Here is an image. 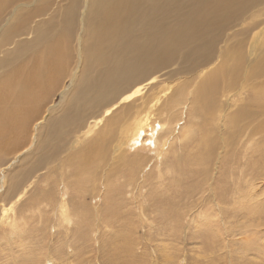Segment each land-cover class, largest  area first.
Returning a JSON list of instances; mask_svg holds the SVG:
<instances>
[{"label":"rangeland","instance_id":"1","mask_svg":"<svg viewBox=\"0 0 264 264\" xmlns=\"http://www.w3.org/2000/svg\"><path fill=\"white\" fill-rule=\"evenodd\" d=\"M8 1L13 2V7L24 2L5 0ZM59 1L55 5L38 1L41 4L37 9L40 15L34 14L32 18L31 14L30 20L25 24L19 22L25 28L24 35H15L12 43H9V39L0 43V55L3 54L0 56V83H12L18 76L20 81H25L20 79V75L27 68L31 69L36 65V69H33L38 70L41 67L35 56L37 52L42 56L43 51H48L40 46L45 47L49 37L55 34V29L51 27L52 20L65 15L62 5L67 0H63L65 3L61 1L62 7L59 6ZM252 2L258 6L259 13L262 12L264 0H251ZM43 3L51 4L53 8H46ZM241 7L244 12L245 8ZM262 17L259 19H264ZM244 20L245 23L235 25L233 31L229 29L225 38L223 17L218 30L214 27L213 17L212 24L205 29L210 30L208 36H205L203 30L195 33L191 39H184L177 49L178 57L169 67L155 73L163 74L154 82L155 87L134 97L138 98L135 104L142 109L152 105L150 111L153 121L140 129L137 135H133V138L136 136L133 140L128 137L132 135L133 122L138 120L130 115H123L121 119H124L111 129L112 134L105 131L101 135L99 147L93 153L76 154L77 147L87 145L91 139L81 141V145L74 148L72 137L68 141L69 145L66 143L59 149L60 137H48L45 128L47 121L43 119V113L45 115L48 111L34 117L28 115L30 107L42 110L40 105L46 104L51 108L49 115L62 114L60 109L66 107L73 97L70 89L73 85L77 88L78 83L81 84L80 81L85 79L80 70H74L75 76V72H68L57 79L42 75L37 78V82H31L32 86L40 82L36 84L39 85L36 91H42L47 97L38 106L32 103L26 106L29 109L27 113L25 105L15 99L16 95L10 90L12 95L8 92L7 83L3 84L0 92L5 90L11 101H18L20 104L12 102L13 116L8 115L3 119L4 122L9 118L11 122L18 123H14L13 128L10 126L6 129L7 133L14 130L9 134L15 135L8 138L2 132L4 137L1 135L0 138L10 139L4 142L8 145H12L17 135L18 138L23 135L21 138L25 139L19 138L18 147L14 146L16 150H11L13 155L11 151L3 149L6 145L0 140V153L3 151L4 154L0 155V264H264V93L254 95L251 91L254 86L264 84V74L246 81L243 73L234 88L225 91L221 88L225 92V97L222 98L224 108L219 111L218 105L216 117L211 115L210 118L212 132L209 138L216 140V148L212 155L203 151L205 159L201 161H198L199 155L201 156L200 149L198 150L201 136L198 125L204 123V116L198 112L196 115L191 113L190 90L184 100L177 99L179 93L172 95L177 85L185 80L184 75L176 70L190 65L184 60V51H196L194 54H197L202 51L206 41L214 46L215 43H220L218 52L223 54L235 47V41L245 38V35L234 33V30H241L249 21L246 17ZM78 25L79 19L75 21V26ZM256 30L247 37V45L244 46L247 65L254 59V55L250 53V40ZM44 32L48 38L42 40ZM213 36L214 41H211ZM23 39L30 41L26 43L28 48L25 44L22 51L17 44ZM207 49L211 50L209 47ZM214 50L216 52V47ZM5 54L9 61L15 59L12 61L14 64L8 61ZM200 56L205 57V54ZM178 58L184 64H177ZM24 60H30L27 62L30 67ZM69 64L70 60H67V65ZM41 71H44L43 68ZM171 73L174 74L173 77L170 76ZM56 80L58 86L53 87ZM134 80H129L127 84H132ZM164 86L170 89L161 91L160 88ZM46 89H51L53 94L46 93ZM1 93L0 101L3 98ZM120 95L118 98L123 96ZM171 98L173 100H169ZM147 99L152 103H145ZM259 99L262 108L259 106ZM124 103L119 104L114 113H124L127 107ZM239 107L245 109L246 121L242 122V127L237 125L239 131L235 132L227 124V119ZM89 110L92 109L85 112ZM170 113L175 115L174 119L172 116V121ZM145 114L146 112L141 113L139 117L142 118ZM111 115L112 113L109 116ZM162 122V129L154 134L150 133L152 126ZM157 133L162 136L163 140L160 139V142L156 139ZM230 135L232 139L228 143ZM167 139L168 143L163 144ZM194 154L198 157L195 158ZM85 158L89 163H85ZM36 165H39L38 170L35 169ZM21 176L26 180L22 184V187L25 185L24 193L18 205L13 207L11 204L18 195L16 193V197L12 192L20 183ZM64 183L67 189L64 188ZM47 189L50 190L49 193ZM251 192L254 198L246 200L244 197ZM61 200L67 203V218L62 215L65 207L61 206ZM4 202L8 203L6 208H10L6 215H3L2 210Z\"/></svg>","mask_w":264,"mask_h":264},{"label":"bare ground","instance_id":"2","mask_svg":"<svg viewBox=\"0 0 264 264\" xmlns=\"http://www.w3.org/2000/svg\"><path fill=\"white\" fill-rule=\"evenodd\" d=\"M38 1L40 0H24V2H22L19 6L13 7V2H5V0H0V5L4 6L0 7V43L2 41L6 42L8 39L10 40L9 43H12L15 35H24L25 28L22 27V23L25 24V22L29 21L31 14H33L32 18L34 14L40 15L37 12V9L39 10V7H41V4L39 5ZM43 1H46L47 3L51 2L54 5L57 3V0ZM61 1L63 0L59 1V6H63L65 15H63V17L60 15L61 17L59 19L52 20L53 22L51 23V27L53 26L55 29V34L53 37H49L47 44L45 43V47L40 46L47 49L48 51H43L42 56L37 52V55L35 56L37 57V61L41 67L38 70H34L33 68L36 69V63L33 64L35 66L32 68L29 66L30 63H27L30 60L27 62L24 60V63L26 62L31 68H27V70H25L26 68H23L25 73L20 75V79L25 81H20L19 76L15 73V75L18 76V79L14 80L12 83H10V81H8L9 83L6 81L0 83V89L3 84L7 83L6 85L8 86V92L12 91V93L16 95L15 99L20 100V103H23L22 105H25L24 107L26 108V106H28L30 103L37 105L47 97L46 94L41 93L43 87L40 90L41 92L36 91V89L39 88V85L36 84H39L40 82L36 83L35 86H32L33 82L35 83L38 81V77L47 75V77L49 76L51 78L52 76V78L57 79L62 78L68 72H75L73 74V76H75L77 70H80L79 72L83 73V77L85 75V79L80 81L81 84L78 83L79 86L77 88H75L72 84L73 86L70 91L72 92L73 97L67 102L66 107L60 109L62 114H56L58 116L49 115V113H51V108L48 106L49 104L44 106L40 105L42 110L39 107H30V110L27 108L25 109L26 113L29 110L28 115L30 117H34L40 115L41 112L48 111V114L46 113L44 115L43 113V119L47 121L45 128L47 130L48 137L52 135L60 137L61 146L59 149L64 144H68V141L72 137V147L74 148H76L75 146H78L81 141L91 139L90 142L88 141L89 143L87 145L77 147V151L79 153L76 151V154H80L81 152L93 153L99 147L98 141L100 140L101 135L105 133V131H107L109 134H112L113 130L111 129L116 123H119L122 119H124L126 115H130V117H134L138 120V122H133L135 123L133 124L134 129L132 127V135L128 137V139L132 138L134 140L136 136L133 138V135H137L138 131L145 126H148L152 120V112L150 111L152 105L148 106L146 109H142L137 104H135L136 99L138 98L134 97L141 95L146 90H150V88L155 87L154 82L157 80V78L163 76V74L155 73L169 67L176 57H178L177 49L181 42L187 38L191 39L195 33L207 29L212 24L213 17L214 27H217V30L221 28V21L223 17V32L225 34V38L229 34V29L232 30L235 25L245 23V17L249 21L243 28H241V30H234L235 35H245L243 40L235 41L234 48L226 50L223 54H219L218 51L220 43H215L214 46V44H210L205 41L202 51L197 54H194L196 51H194V53H188L184 51V60L187 63H190V65L188 67L183 66L181 70H176V72L184 75L185 80L179 83L176 88L174 87L175 90L174 94L172 95L179 93V98L177 99L184 100L187 99L185 97L187 95V91L190 90L191 98L189 104L191 105V113L196 115L198 112V114L204 116V123L198 125V131L201 134L199 137L200 148L198 147V150L200 149L201 156L199 155L200 159H198V161L205 159L203 156V151L205 154L212 155L214 149L216 148V140L214 138H209V134L212 132L210 118L211 115L216 117L215 113L217 111L218 105L219 111L224 108V104H222V98L225 97L224 91L226 89L230 90L234 88L236 83L239 82L240 75L243 73H245L247 78L245 79L246 81L258 78L264 74V19H259L262 16L264 17V9L261 8L262 12L259 13L257 10L258 6H255L254 2L251 3V0H67L65 5H62ZM63 3L65 2L63 1ZM43 5L46 8L52 7L51 4L43 3ZM241 6L245 8L246 12H243ZM25 8L29 10L26 11L24 10ZM58 11L60 12L59 8ZM248 14H250V16H248ZM251 17L253 18L251 19ZM77 19L80 20V25L75 26V21ZM256 29H260V31ZM254 30L257 32H253L254 34L252 36V40H250V53L251 55H254V59L247 65L244 57V46L247 45V37L251 35V32ZM29 33L30 32H27V34ZM204 34L205 36H208L210 34V30H205ZM47 38L48 37L44 32L43 38L41 39L44 40ZM214 38L215 36L211 38V41H214ZM36 40L37 39L35 38L34 41ZM29 41H27V39H23V41L19 40L17 45H19L23 51L22 47ZM207 47L211 48V50H208ZM215 47L216 52L214 50ZM195 49L198 50L197 47ZM34 52L36 53L35 50ZM0 53L2 52L0 51ZM203 53L205 54V57L200 56V54ZM12 57H14V55ZM14 60L15 59H11V61H9L8 58V61L11 63H13L12 61ZM67 60H70L69 65H67ZM0 62H2V60ZM77 62L78 64H76ZM178 63L184 64L181 58L177 59V64ZM41 68H43L44 71H41ZM17 69L18 67L16 70ZM42 72H44V74ZM9 73H11L10 70ZM69 76L70 74L68 77ZM170 76L173 77L174 74L171 73ZM13 78L15 79V77ZM133 78L135 79L134 82L132 84H127V82ZM57 84L58 81H54L53 87H55ZM134 85L136 86L134 87ZM41 86L42 84L40 87ZM222 87L224 91L221 89ZM169 89L170 88L166 86L160 88L161 91H166ZM56 90L57 89L55 88L54 91ZM3 91L4 92L2 93L0 92L1 96L3 97L0 101V136L2 135V132H5L6 136L8 135L7 137L9 138L14 134L13 133L10 135L9 132H13L14 130H10L7 133L6 129H9L10 126L13 128L12 125L14 126V123L17 122H11V119L9 120V118L8 121L4 122L3 119L8 115H12L11 109L12 107L14 108V106H12V102L17 103L18 101H11V97L8 94L7 95L9 97L6 96L7 92L5 90ZM46 91L48 90L46 89ZM251 91L254 95L264 93V84H261L260 86H254ZM50 92L51 89L46 93ZM119 95L123 96L118 98ZM169 100H173V98ZM144 102L152 103V101H149V99L145 100ZM258 102L259 106H261L260 99ZM123 103L124 106H127L125 112L123 113V111H119L114 113L115 108L119 104L122 105ZM17 104H15V106ZM47 106L49 108L48 110L46 109ZM88 109L92 110H89L86 113L85 111ZM57 111H59V108ZM144 112H146L145 116H142V118L139 117L140 114ZM111 113L112 115L109 116ZM231 113L228 115L227 124L234 128L235 132L239 131L237 125L242 127V122L246 121V111L243 107H239L235 112L232 114ZM123 115L124 117L121 119ZM172 116L174 119V113L169 114L171 121L173 120ZM101 123H103L102 126L98 127ZM163 123L164 122H162V124H156L155 126H152L150 133L154 134V132L156 133L162 129L164 127ZM20 124H22V122ZM146 129L149 131L147 127ZM185 131L186 129L184 132ZM21 132L19 133L21 134ZM21 136L19 138L23 139ZM19 138L17 135V139L14 140V137L12 145L4 143L6 141H10V139L0 138V140L3 141V144L6 145V147L3 149H6V151H13L14 146L17 148L19 145ZM156 139H158L160 142L162 136H158L157 133ZM228 139V143H230L232 135H230ZM109 141H111V139ZM138 141H140V139ZM168 141L169 140L167 139V141H163L162 143H168ZM1 143L2 142H0V146ZM105 148L107 149V147ZM196 153L198 154V152ZM1 154L4 155L3 151L0 153V155ZM194 155L195 158L198 157H196V154ZM85 163H89L86 158ZM38 166L39 165H36L35 169L37 168L38 170ZM89 168L91 169L90 164ZM24 180L21 176L20 183L18 186L15 185L16 188L14 186L15 190H13V192L11 191L12 193H15V195L16 193L18 195V198H16L15 201L13 200L11 204L13 207L18 205L20 202V197L24 193L23 188L25 185L22 187ZM28 181L29 180H27V182ZM77 182L79 184L77 185L79 188H81L79 180H77ZM65 187L66 189L68 188L64 183V188ZM20 188L21 191H19ZM49 191L47 193H49ZM9 192L10 191H8V193ZM5 195L3 194V196ZM50 195L48 197H50ZM253 196L254 195L251 192L248 193L244 198L246 200H252L254 198ZM61 202V206L65 207L62 215L67 218L69 216L66 209L67 203L64 200H61L60 203ZM6 204L8 203L4 202V204H2L3 215H6L8 209H10L6 208Z\"/></svg>","mask_w":264,"mask_h":264}]
</instances>
